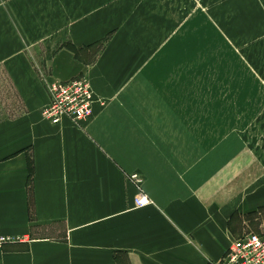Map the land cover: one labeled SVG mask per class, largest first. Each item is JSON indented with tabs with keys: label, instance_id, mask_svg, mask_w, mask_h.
I'll return each mask as SVG.
<instances>
[{
	"label": "crops",
	"instance_id": "crops-1",
	"mask_svg": "<svg viewBox=\"0 0 264 264\" xmlns=\"http://www.w3.org/2000/svg\"><path fill=\"white\" fill-rule=\"evenodd\" d=\"M79 6L93 0H0V229L13 239L0 264H218L234 240L264 233V131L205 142L189 126L195 89L173 64L61 49L110 31ZM37 40L48 81L88 72L98 99L87 120L43 117L48 91L28 49ZM140 192L149 204L135 203Z\"/></svg>",
	"mask_w": 264,
	"mask_h": 264
},
{
	"label": "rangeland",
	"instance_id": "rangeland-1",
	"mask_svg": "<svg viewBox=\"0 0 264 264\" xmlns=\"http://www.w3.org/2000/svg\"><path fill=\"white\" fill-rule=\"evenodd\" d=\"M77 12L81 18L92 14L94 26L103 24L98 21L105 18L110 31L88 50L77 49L70 40L61 49L72 50L77 56L86 54L91 61L101 54L117 56L118 51L128 58L136 50L141 53L142 69L156 62L173 64L177 68L174 73L188 78L199 100L190 113L189 126L205 135L192 131L195 136L228 144L233 138L230 128L250 127L260 130L253 132L261 139L264 0H93V7L79 6ZM143 12L144 18L140 17ZM43 41L39 44L37 40L28 49L46 83L50 72ZM167 48H171L170 54ZM130 57L133 64V55ZM84 75L90 79L88 72L80 73ZM7 90L6 72L0 70V115L5 113ZM214 128L222 135L215 136ZM257 142L261 146L262 140ZM223 155L228 157L229 152L223 151ZM132 175L129 177L135 181Z\"/></svg>",
	"mask_w": 264,
	"mask_h": 264
},
{
	"label": "built area",
	"instance_id": "built-area-1",
	"mask_svg": "<svg viewBox=\"0 0 264 264\" xmlns=\"http://www.w3.org/2000/svg\"><path fill=\"white\" fill-rule=\"evenodd\" d=\"M46 87L49 101L43 108L42 115L53 124H60L64 118L80 123L93 114L97 97L88 76L67 81H47ZM132 178L138 183L143 181L138 174H133ZM149 202L148 196L143 192L135 198L138 206H145ZM11 241L13 239L4 235L0 229V249ZM218 264H264V233L252 232L234 240Z\"/></svg>",
	"mask_w": 264,
	"mask_h": 264
}]
</instances>
